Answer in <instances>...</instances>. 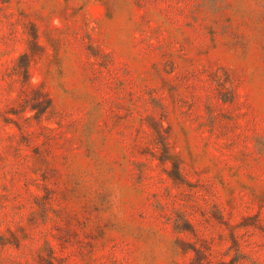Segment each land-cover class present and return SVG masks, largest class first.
I'll return each mask as SVG.
<instances>
[{"label": "rangeland", "instance_id": "374dc122", "mask_svg": "<svg viewBox=\"0 0 264 264\" xmlns=\"http://www.w3.org/2000/svg\"><path fill=\"white\" fill-rule=\"evenodd\" d=\"M0 264H264V0H0Z\"/></svg>", "mask_w": 264, "mask_h": 264}]
</instances>
